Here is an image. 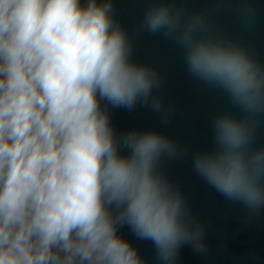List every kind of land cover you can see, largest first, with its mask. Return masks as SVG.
<instances>
[{"label": "clouds", "instance_id": "clouds-1", "mask_svg": "<svg viewBox=\"0 0 264 264\" xmlns=\"http://www.w3.org/2000/svg\"><path fill=\"white\" fill-rule=\"evenodd\" d=\"M240 9L255 21L248 0ZM137 32L173 39L188 75L240 110L217 113L211 147L192 169L226 201L264 208V63L244 44L210 33V14L153 0ZM115 0H0V264H177L184 246L207 252L168 162L187 145L158 128H119L116 111L150 109L162 125L166 76L136 58ZM125 229L130 234L125 235Z\"/></svg>", "mask_w": 264, "mask_h": 264}, {"label": "water", "instance_id": "water-1", "mask_svg": "<svg viewBox=\"0 0 264 264\" xmlns=\"http://www.w3.org/2000/svg\"><path fill=\"white\" fill-rule=\"evenodd\" d=\"M153 0H115L117 18L136 39V58L156 66L167 78L165 104L175 105L167 125H162L150 109L138 107L134 113L116 111L119 128H158L187 145L189 153L166 165L170 177L186 194L192 212L206 225L207 252L198 254L184 246L177 264H264V208L249 213L238 202L226 201L192 169V155L212 146L211 121L220 112L241 115L220 91L192 79L183 61V51L173 39L137 32L145 9ZM183 7L189 15L210 14V33L244 44L264 63V0H248L255 10V21L247 25L240 12L242 0H168ZM255 147H264V116L257 122ZM125 235L130 237L127 229ZM149 264H158L150 242L133 241Z\"/></svg>", "mask_w": 264, "mask_h": 264}]
</instances>
